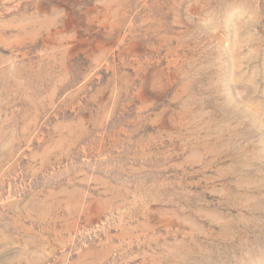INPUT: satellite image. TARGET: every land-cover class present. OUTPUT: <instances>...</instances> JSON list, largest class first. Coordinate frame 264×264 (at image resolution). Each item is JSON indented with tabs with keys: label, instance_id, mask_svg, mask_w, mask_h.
Wrapping results in <instances>:
<instances>
[{
	"label": "rangeland",
	"instance_id": "374dc122",
	"mask_svg": "<svg viewBox=\"0 0 264 264\" xmlns=\"http://www.w3.org/2000/svg\"><path fill=\"white\" fill-rule=\"evenodd\" d=\"M0 264H264V0H0Z\"/></svg>",
	"mask_w": 264,
	"mask_h": 264
}]
</instances>
